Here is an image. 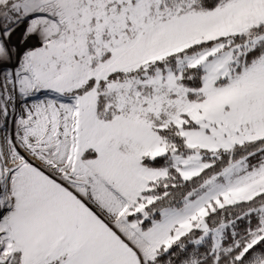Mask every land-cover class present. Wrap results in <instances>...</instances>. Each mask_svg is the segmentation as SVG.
Masks as SVG:
<instances>
[{"label":"snow or ice","instance_id":"6c2138e0","mask_svg":"<svg viewBox=\"0 0 264 264\" xmlns=\"http://www.w3.org/2000/svg\"><path fill=\"white\" fill-rule=\"evenodd\" d=\"M0 264H264V0H0Z\"/></svg>","mask_w":264,"mask_h":264}]
</instances>
